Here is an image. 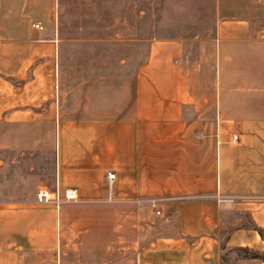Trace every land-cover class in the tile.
I'll return each instance as SVG.
<instances>
[{"label":"crops","instance_id":"0c3cea01","mask_svg":"<svg viewBox=\"0 0 264 264\" xmlns=\"http://www.w3.org/2000/svg\"><path fill=\"white\" fill-rule=\"evenodd\" d=\"M56 5L0 0V127L51 138L54 167L0 192V264L264 256V0H165L143 63L101 87L63 79Z\"/></svg>","mask_w":264,"mask_h":264},{"label":"rangeland","instance_id":"374dc122","mask_svg":"<svg viewBox=\"0 0 264 264\" xmlns=\"http://www.w3.org/2000/svg\"><path fill=\"white\" fill-rule=\"evenodd\" d=\"M165 0H57L54 30L60 44L62 76L66 84L94 87L115 83L123 77L122 63L136 67L146 58L150 38L161 17L174 16L162 8ZM180 12V10H177ZM187 13V11H186ZM179 17V15H177ZM181 25H178L180 27ZM192 33L198 27L185 26ZM195 51V45L189 42ZM91 72V75L89 73ZM21 128L0 127V192H25L26 188L50 185L53 180L51 138L22 142ZM48 133V131H46ZM11 144V146H9ZM241 252H226L223 264H238Z\"/></svg>","mask_w":264,"mask_h":264},{"label":"built area","instance_id":"2783aa9c","mask_svg":"<svg viewBox=\"0 0 264 264\" xmlns=\"http://www.w3.org/2000/svg\"><path fill=\"white\" fill-rule=\"evenodd\" d=\"M32 27L36 30H39V31L43 30V26L39 23L32 24ZM114 177H115V175L113 173L107 174L106 178H107L109 184L113 183ZM36 199L38 202H46L47 197H46L45 192L43 190L39 191L37 193ZM156 214H159V212H157Z\"/></svg>","mask_w":264,"mask_h":264},{"label":"trees","instance_id":"16d2710c","mask_svg":"<svg viewBox=\"0 0 264 264\" xmlns=\"http://www.w3.org/2000/svg\"><path fill=\"white\" fill-rule=\"evenodd\" d=\"M258 233L263 236V230H257ZM235 252H241L243 253V258H247V259H258V260H261L264 262V256L263 255H260L256 252H252V251H249L247 249H237V250H234ZM224 262V256L222 257V264Z\"/></svg>","mask_w":264,"mask_h":264}]
</instances>
